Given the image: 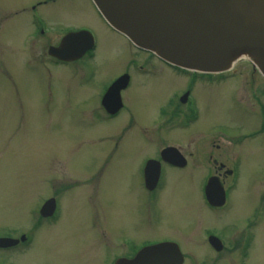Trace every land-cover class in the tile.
Returning a JSON list of instances; mask_svg holds the SVG:
<instances>
[{
  "label": "rangeland",
  "instance_id": "1",
  "mask_svg": "<svg viewBox=\"0 0 264 264\" xmlns=\"http://www.w3.org/2000/svg\"><path fill=\"white\" fill-rule=\"evenodd\" d=\"M44 1L0 0V237L32 240L0 250V264H112L124 253L120 241L164 238L180 244L184 264H238L236 245L245 231L244 263L264 264V112L232 84L199 77L192 91L195 118L185 127L177 118L166 124L189 76L161 70L151 58L147 65L132 63L134 51L88 0ZM36 19L47 28L35 39ZM83 27L97 39L93 58L58 64L47 57L48 46ZM127 71L132 82L123 94L125 110L108 120L102 96ZM235 71L247 78L250 66L241 63ZM167 146L190 165L164 167L162 187L150 197L143 168ZM232 161L229 206L210 211L205 180L221 165L227 186L224 170ZM51 198L59 218L37 229L39 209ZM211 230L229 249L210 248Z\"/></svg>",
  "mask_w": 264,
  "mask_h": 264
},
{
  "label": "water",
  "instance_id": "2",
  "mask_svg": "<svg viewBox=\"0 0 264 264\" xmlns=\"http://www.w3.org/2000/svg\"><path fill=\"white\" fill-rule=\"evenodd\" d=\"M92 1L109 25L135 46L176 67L220 73L230 70L235 61L244 57L264 77V0ZM90 46L83 33L68 34L58 47L48 49V55L62 62H72ZM123 81L124 78L117 81L104 95L103 105L108 112L119 107L118 99L112 96ZM172 151L165 150L162 157ZM147 166L153 168L151 178H146V185L151 188L158 166L151 162ZM205 194L212 206H221L224 202V192L216 178L208 181ZM51 208V203L46 202L41 215H49ZM16 243L0 239V247ZM210 243L219 250L215 239ZM182 261L177 246L167 243L145 248L134 259H119L114 264H182Z\"/></svg>",
  "mask_w": 264,
  "mask_h": 264
},
{
  "label": "flooded vegetation",
  "instance_id": "3",
  "mask_svg": "<svg viewBox=\"0 0 264 264\" xmlns=\"http://www.w3.org/2000/svg\"><path fill=\"white\" fill-rule=\"evenodd\" d=\"M48 1L52 2L53 0H48ZM42 4L46 5L47 2L44 1V2H42ZM101 21L104 24L102 19H101ZM42 24L45 25V23L43 21H41L40 19H36L34 21V24L32 23V25H31V27H32L31 35L34 38L36 36H38V38H42L44 36L43 32L41 31V25ZM81 29H88V28L83 27ZM113 33H115V32H113ZM60 39H61V37L58 38V42L60 41ZM58 42H57V44H58ZM134 50H135L134 51V60L131 61L132 63L139 62L141 64L142 62H144L145 63L144 65H147V64L150 63V60L152 59L153 61H155L157 63V65L160 67L161 70H162V68H166L171 73H173V74H175L177 76H179V75L181 76V75H184V74L189 76L188 83H187L188 87H187V89H185L184 93L181 94L178 97V102L174 103V107H173L174 110L172 111L171 120L169 122H166V124L173 125L172 121L177 118V120H178L177 123L181 122V123H179L180 126L181 127H185V126H187L188 120H190V118L191 119L195 118V116L197 114V111H196V108H195V100L192 97V91H193V87H194L193 84H194L195 80L199 79V77L201 79H204L205 81H208V82L212 83V84H223V83L230 82L229 84H232V87L234 89L239 90V94L240 95L248 96V98H250L252 103L255 106L257 105L258 108L260 109V111L264 112V80L259 75L258 72L253 70L252 67H250V71L248 72L249 73V77H247V78L244 77V75L242 73H240L238 71H235V69L231 70L229 72L219 73V74H200V73H194V72L184 71V70L175 68L173 66H170V65L164 63L163 61L159 60L157 57H155V56H153V55H151L149 53L142 52V51H139V50H136V49H134ZM91 58H92V56L89 57L88 55L84 54L83 56H81V58L78 61H81L83 59H91ZM140 58H143V60H140ZM51 60H54V59H51ZM54 61L56 63H58V64H73V63H77L78 62V61H74L72 63H61V62H58L56 60H54ZM130 67H134L136 69V72H138V73H140L141 69H142V68L138 69L137 65H133L132 66L130 64ZM124 75L128 76V78H127L126 82L125 81L122 82V86L119 89V97H118L119 107H118V109H116L115 111H112V112H108L106 107L103 105V103L100 102L101 109L103 110V112H105L108 120L114 119L119 113H121L122 111L125 110V103H124L123 94L131 86L132 78H131L130 72L127 71V72L122 73L117 78H115V80H113V82L116 81L118 78L124 76ZM196 83H197V81H196ZM159 114L160 115L163 114V116H164L165 112H163V110H159ZM259 131H263L264 132V126H262V129L261 130L259 129ZM167 147H172V148H175L176 150H173L165 158L164 157L162 158L161 157V153H162V150L164 149L163 148L161 151H158V153L156 151V153H157V154L155 153L156 155L154 154L153 156H149L148 159H147V161L154 160V161H158V163H159V169H157L155 180L153 179V182L151 183V185L153 186L151 188L147 187L145 180H146V178L147 179L151 178V176L153 174V168L152 167L151 168H145V166L143 168V186H144L145 191L148 193V195L150 197L154 196L155 192L159 188L162 187L163 168L164 167L169 166V167H171L173 169L182 170V169H188V167L190 165L189 159L186 156H184L178 148L173 147V146H167ZM215 162L216 161L213 162V165L216 166ZM230 163H231L230 164L231 165V169L224 170V174L228 175V176H230L232 178L235 175V172H236V169H237V165H236L235 161H232ZM175 164H181L182 166L175 165ZM217 168L218 169L214 171L215 172L214 174L218 178V180H219V182H220V184L222 186V184H224V179L221 177V173H220V171L222 170V166L220 165ZM205 183H206V180H205ZM205 183H204V188H205V185H206ZM233 186H234V183H232V182H228L227 186L223 185V188L225 190L226 198H225L224 205L221 206V207H212V206H209L206 203V200H205V197H204L205 196V192H204V188H203V201H204L206 207L208 208V210H210V211L226 210L227 207L229 206L228 205V198H227L228 191L233 189L232 188ZM55 201H56V205H57L56 210H58L59 207H58L57 200L55 199ZM262 210H263V208H260L258 210V213L259 214L262 213ZM58 218H59V214L56 215L54 218H41V217H39V219H40L39 222L40 223L36 227H37V229H39L42 226L43 223L54 222ZM255 224H257V223H255ZM245 227H247V229H253L254 228V224L252 222L249 225L246 224ZM209 235H211V234L210 233L206 234V238L207 239H208ZM217 235H218V233H217ZM26 237L29 238L30 236H26ZM218 238H219V240L221 242V249L217 253H221L223 250L229 249V248L226 249L225 245L223 244V242L221 241L219 236H218ZM241 238L242 239L240 240L241 241L240 244L238 242L237 245H236V247H239V252H237V253H245L246 250H247V246L250 243V238H249V235L246 233V231L244 233H242ZM162 242H175L178 245L179 249L181 250L180 244L176 240H172V239H169V238L159 239L158 241H155V242L147 241V242H143V243H141L139 245L134 244L132 242V240H130V239H125V240L120 241V244L118 245V247L121 246V248L123 249V252H124L122 254V256L119 257V258L132 259L135 256V254L140 249H142L143 247H147V246L154 245V244H157V243H162ZM25 243H27V241H25L23 243H19L15 247L5 248V249H0V250H9V249L17 248L20 245L23 246ZM207 244H208V242H207ZM181 252H182V250H181Z\"/></svg>",
  "mask_w": 264,
  "mask_h": 264
},
{
  "label": "bare ground",
  "instance_id": "4",
  "mask_svg": "<svg viewBox=\"0 0 264 264\" xmlns=\"http://www.w3.org/2000/svg\"><path fill=\"white\" fill-rule=\"evenodd\" d=\"M91 1H92V0H91ZM92 2H93V1H92ZM93 9H94V8H93ZM94 10H95V9H94ZM95 13L98 15V17L102 18V19L105 21L104 26H106L108 30L115 32V33H116V34L114 33L115 35H117L118 37L122 38L123 41L126 43V45H128V46L132 49V51H135L134 49H136V50H139V51H142V52H147L146 50L141 49V48H138L137 46H135V45H134V44H133V43H132V42H131L126 36H124V35L121 34L120 32L116 31L113 27H111V26L109 25V23L105 20V18L103 17V15L99 12V10H98V11H95ZM104 21H103V22H104ZM74 33H83V34L85 35L86 39L89 40L91 46H90L88 49H86L84 53H85L86 55H88L89 57L92 56V58H93V57H94L93 51L96 50V48H97V39H96L95 34H93V31H92L91 29H79V30H75V31L70 32V34H74ZM103 37H104V34H103ZM112 40H113L114 42H118L117 38H115V37H112ZM105 42H107V41H106L105 38H104V40H103V45H104ZM119 42H120V41H119ZM155 56H156V55H155ZM156 57H158V56H156ZM158 58H159V57H158ZM159 59H160L161 61H163L164 63L170 65V66H174V65L168 63L167 61L161 59V58H159ZM75 61H78V60H75ZM241 63H247L250 67L253 68V70H255L256 72H258L259 75H260V76L263 78V80H264V77H263L262 74L259 72V70H258V69L253 65V63H252L249 59H247V58H244V57L239 58L237 61L234 62V64H233V66L231 67V69H235V67L238 66V65H240ZM208 74H212V73H208ZM196 81H197V80H195L193 86H195ZM228 83H230V82H228ZM118 97H119V91H118L117 93H115L114 96H112L113 99H118ZM119 114H120V113H119ZM119 114H118V115H119ZM118 115H117L116 117H118ZM196 115H197V114H196ZM116 117H115V118H116ZM115 118H114V119H115ZM230 180H231V177H230ZM234 186H235V185H234ZM234 186H233L232 188H234ZM30 244H31V243H30ZM30 244H29V245H30Z\"/></svg>",
  "mask_w": 264,
  "mask_h": 264
}]
</instances>
